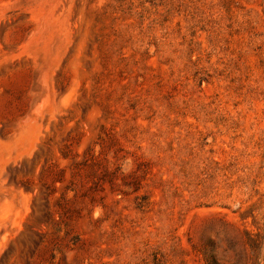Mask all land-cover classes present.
<instances>
[{"label":"rangeland","instance_id":"374dc122","mask_svg":"<svg viewBox=\"0 0 264 264\" xmlns=\"http://www.w3.org/2000/svg\"><path fill=\"white\" fill-rule=\"evenodd\" d=\"M0 264H264V0H0Z\"/></svg>","mask_w":264,"mask_h":264}]
</instances>
